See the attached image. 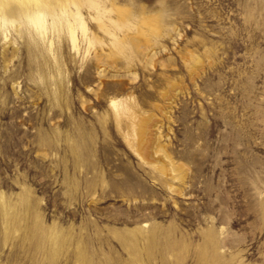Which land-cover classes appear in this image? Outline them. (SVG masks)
Masks as SVG:
<instances>
[{
  "label": "rangeland",
  "instance_id": "rangeland-1",
  "mask_svg": "<svg viewBox=\"0 0 264 264\" xmlns=\"http://www.w3.org/2000/svg\"><path fill=\"white\" fill-rule=\"evenodd\" d=\"M2 7L0 264H86L11 253L10 220L36 218L97 263L144 234L179 242L170 264H264V0Z\"/></svg>",
  "mask_w": 264,
  "mask_h": 264
},
{
  "label": "bare ground",
  "instance_id": "bare-ground-1",
  "mask_svg": "<svg viewBox=\"0 0 264 264\" xmlns=\"http://www.w3.org/2000/svg\"><path fill=\"white\" fill-rule=\"evenodd\" d=\"M5 1L0 0V7L3 6L2 8H4ZM42 3L44 2L42 1ZM42 3L34 4L28 9L29 12H34V23L41 27H43L42 19L46 12V10L41 12ZM45 5L47 4H44V7ZM47 12H51V9H48ZM135 119H137L135 112L127 116L128 124H130L129 126L132 129L136 126ZM163 168V173L166 174L167 179L173 181L179 179V177L173 174L175 170ZM166 172H170V174ZM170 190L175 193L177 192L173 186H170ZM9 225L12 229L19 232V235L9 237L5 242H9L11 245V253L21 254L22 257H29L32 260L43 257V259L53 263L59 259L60 253L63 251L69 257H75L77 261L86 264H116L117 261L121 260L117 252L110 251L109 258L105 259L103 263H97L95 258L105 256V254L100 249L93 250L91 247L94 244L91 246L88 241H80L74 249H70V247H67L69 244L66 238L61 235L63 231L60 230L59 226H48L44 221L37 218L32 222H24L23 224L17 219H11ZM119 247L121 254L128 256L129 264H144V254H147L150 258L155 256L156 253H160L159 262L161 264H170L168 261L170 257H174L176 261L184 258L179 242L168 236L159 237L157 235L142 234V237L136 235L132 238H121ZM199 253L195 257L196 264H218L220 262V256L215 250L212 252L203 250Z\"/></svg>",
  "mask_w": 264,
  "mask_h": 264
}]
</instances>
